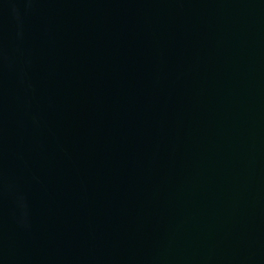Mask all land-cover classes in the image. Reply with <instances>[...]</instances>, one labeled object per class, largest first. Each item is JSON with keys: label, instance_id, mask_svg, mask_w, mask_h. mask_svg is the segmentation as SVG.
I'll use <instances>...</instances> for the list:
<instances>
[{"label": "water", "instance_id": "95a60500", "mask_svg": "<svg viewBox=\"0 0 264 264\" xmlns=\"http://www.w3.org/2000/svg\"><path fill=\"white\" fill-rule=\"evenodd\" d=\"M0 264H264V0H0Z\"/></svg>", "mask_w": 264, "mask_h": 264}]
</instances>
